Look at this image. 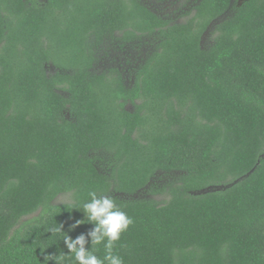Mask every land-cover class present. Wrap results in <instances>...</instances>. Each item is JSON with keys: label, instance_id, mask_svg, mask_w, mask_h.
I'll return each instance as SVG.
<instances>
[{"label": "trees", "instance_id": "16d2710c", "mask_svg": "<svg viewBox=\"0 0 264 264\" xmlns=\"http://www.w3.org/2000/svg\"><path fill=\"white\" fill-rule=\"evenodd\" d=\"M232 2L176 24L142 0H0V264L68 254L54 229L87 234L92 191L134 221L124 264H264V0L202 45ZM128 46L136 71L108 67Z\"/></svg>", "mask_w": 264, "mask_h": 264}, {"label": "clouds", "instance_id": "9594fccd", "mask_svg": "<svg viewBox=\"0 0 264 264\" xmlns=\"http://www.w3.org/2000/svg\"><path fill=\"white\" fill-rule=\"evenodd\" d=\"M88 195L90 199L83 203L82 208H76L83 212L85 218L71 225L69 231H75L86 223L93 225L92 229L87 234L72 238L62 230L63 225H59L54 231L62 234L68 254L63 251L51 254L42 249V264H66V261H72L74 264H124L123 258L115 252V248L122 235L134 223L133 219L117 207L111 196L97 195L95 191L89 192ZM101 247L102 257L97 255Z\"/></svg>", "mask_w": 264, "mask_h": 264}, {"label": "rangeland", "instance_id": "374dc122", "mask_svg": "<svg viewBox=\"0 0 264 264\" xmlns=\"http://www.w3.org/2000/svg\"><path fill=\"white\" fill-rule=\"evenodd\" d=\"M38 5H42L46 2V0H35ZM143 3L150 9L152 10L155 14H157L158 16H160L163 19H166L168 21H170L171 23H186L191 17H193L195 10H194V6L196 5L197 1L199 0H142ZM244 0H233L232 2V7L229 10V12L224 15L222 18H220L219 20H217L211 27L210 29L207 31V33L205 34L204 38H203V42L202 45L204 48H210L215 40H214V30L215 27L228 20V18L234 16L237 11L241 8V6L243 5ZM144 48L150 49L148 48V46H145ZM144 48L141 49V53L142 56L145 55V50ZM135 47H126V49H121L119 47L116 48V50H111V55H113V59H107L108 61H111V63H108V67L109 66H116L115 63V57L114 55H117L118 58L116 60L120 61V68L123 71H126L128 73V71L132 70L131 72H133L134 70L136 71V67L138 66V64L141 62L140 60L142 59V57L137 53L138 51L135 50ZM104 57V55H103ZM106 60V61H107ZM103 68V67H102ZM49 73L51 72H55V67L52 68V70H48ZM131 84V80L128 81ZM130 109L133 111L134 107H130ZM159 177H163L165 178L164 174H159ZM218 190H221L223 188H217ZM144 195V194H142ZM157 200H162L161 197H157ZM73 203V196L71 194H64L59 196L55 201H54V205H63V204H70ZM39 212L29 216L27 218H24V221H28L31 220L37 216H39Z\"/></svg>", "mask_w": 264, "mask_h": 264}]
</instances>
